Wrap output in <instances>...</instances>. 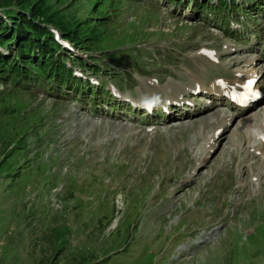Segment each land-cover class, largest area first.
Masks as SVG:
<instances>
[{
  "label": "rangeland",
  "instance_id": "rangeland-1",
  "mask_svg": "<svg viewBox=\"0 0 264 264\" xmlns=\"http://www.w3.org/2000/svg\"><path fill=\"white\" fill-rule=\"evenodd\" d=\"M30 1L35 8L46 4L44 11L57 17L61 11L74 8L66 20L77 25L80 38L90 36L88 40L96 45L87 43L88 48L104 51L127 46L146 49L138 45L146 42L148 51L158 50L169 56L177 46L187 50L192 63L186 38L205 31V26L189 21L193 8L175 6L170 0H159L168 11L167 18L158 8L152 12L143 9L136 18L124 7L117 15V6L102 4V0ZM4 9L19 10L15 1L11 7H1ZM245 12L229 16L231 35L219 33L224 35L222 40H214L221 53L224 43L238 49L231 55L262 52L264 14L250 9ZM109 17L111 26L102 23ZM35 22L48 25L41 18ZM0 52L7 54V49ZM73 54L94 65L92 59L82 57L84 53ZM99 54L117 55L114 51ZM145 57L152 58L151 54ZM151 60L153 66L159 62L157 58ZM107 74L106 79L97 76L99 85L106 86L100 89L95 103L109 102L110 84H118L116 75ZM77 79L80 86L85 81L90 84L88 78ZM14 81L11 75L0 78V264H264V175L251 181L256 167L264 166V161L258 151L248 153L239 146L249 122L246 119H258L264 109L249 113L250 109L233 117L224 132L213 137L216 110L212 106L206 113L182 107L178 112L192 117L190 120L180 118L172 128L162 121L151 133L146 132L144 116L140 120L139 114L123 106L108 119L112 124L101 127L104 135L101 128L82 133V139L104 138L103 143L116 135L112 144H104L98 156L87 160L81 155L84 147L60 143L63 121H59L69 118L64 120L69 129L81 130L86 118L101 120L88 114L86 97L76 99L69 90L55 96L46 82L34 85L20 81L28 95L18 90ZM92 86L96 90L97 86ZM128 91L121 90L120 98L131 96ZM106 110L116 112L112 105H106ZM206 123L210 128L198 135ZM235 129H240L236 143L231 140ZM51 137L54 142L50 145ZM211 137L213 144L206 145ZM49 145L60 148L59 159L57 151L47 150ZM109 150L113 158L107 159ZM64 158L73 165L63 164ZM104 158L106 162L102 163ZM227 181L229 186L222 197ZM240 203L248 204L240 208ZM222 205L220 221L211 222L210 211ZM186 222H198L195 226L204 228L201 222L206 228L196 227L192 232L194 225ZM171 231L183 237L177 240L179 245ZM183 252L185 256H181Z\"/></svg>",
  "mask_w": 264,
  "mask_h": 264
},
{
  "label": "trees",
  "instance_id": "trees-1",
  "mask_svg": "<svg viewBox=\"0 0 264 264\" xmlns=\"http://www.w3.org/2000/svg\"><path fill=\"white\" fill-rule=\"evenodd\" d=\"M16 2L17 7L19 10L16 9H4L1 10L3 6H12V2ZM39 1V0H38ZM36 1L37 3H39ZM36 7V4L31 3L30 0H0V46L2 47H12L16 46L17 51L20 55L27 50L28 46L32 42L40 43L41 39H44L48 36L49 32L46 29H43L40 25L35 22L36 18H44V21L48 24L49 22L56 21L60 24V27H63L64 33L69 38H74L75 41L82 40L85 41L87 38H79L78 36V27L70 20H66L67 16L74 10V8L70 9V12H63L61 11L60 15L52 16L49 14V11H44L46 4H40ZM21 9V10H20ZM51 15V16H50ZM2 16L6 19L4 21ZM53 23V22H52ZM73 29V30H72ZM31 30V31H29ZM31 40V41H28ZM40 40V41H39ZM0 58L2 55L0 54ZM20 63H24V58ZM0 59V69L7 68V71L13 73L14 76L19 77V69L17 66H14L15 63L14 59L9 61H5V64L2 63Z\"/></svg>",
  "mask_w": 264,
  "mask_h": 264
},
{
  "label": "bare ground",
  "instance_id": "bare-ground-1",
  "mask_svg": "<svg viewBox=\"0 0 264 264\" xmlns=\"http://www.w3.org/2000/svg\"><path fill=\"white\" fill-rule=\"evenodd\" d=\"M234 73H235V76L234 77H232L231 79L225 80V82L227 81L226 82L227 83V86H231V85H234V84H239L244 79H246L248 77V75H249V73H247V72H241L239 70H235ZM192 82H195L196 84L191 87V90H195L197 85H199V86H205L203 83L200 84L197 81L196 78H194L192 80ZM210 86L214 90V92L217 93V94H219V95H222V94H224L225 91H227V89H220L218 83H216V82H213ZM131 87H132V84H125L123 86V88H127V89H129ZM180 87L181 86L179 84H175V83H172L171 85L170 84H166V85H163V86H161L159 84H157V85L151 84V86L148 87L147 92L146 91H140L139 94H137L136 98L141 100V101H138L140 104H137V105L138 106H143V105L149 104L150 101H154V99L157 98V97L154 96V95H152V93H155V94H163L166 97V99L169 98V97H180V96H182V93H185V94L187 93V91L185 89H181L182 87L181 88ZM201 89H202V87H201ZM130 100H131V102H136L134 100L132 101V99H130ZM117 107H118V104H117ZM149 114L150 113H148V115ZM95 117H102L103 118V121L105 122V124L106 123L112 124V122L109 121L106 118L107 115H106V112L105 111H100L99 113L95 114ZM64 120H68V119L67 118H64ZM226 121L227 120L224 118L223 121L219 123L220 126L223 123H225ZM252 121L253 120H248V118H247L246 119V122H248V123L245 126L251 124ZM244 122H245V120H244ZM201 127H202V129H199L198 130V135H202L203 134V132H202L203 129L206 130V129H209L210 128L207 123L206 124H203ZM128 130L130 131V129H128ZM239 130L240 129H235L234 130V132H233V135L234 136L231 137L232 142H235V143L237 142V137H238V131ZM242 131H243V129H242ZM251 132L254 135H258L259 137L264 135V113H263V119H262L261 125H254L252 127V129H251ZM193 136H194V134H193ZM210 139H212V137ZM261 151H262V154L264 155V143L261 145ZM260 171H261V169H259L258 175L260 174Z\"/></svg>",
  "mask_w": 264,
  "mask_h": 264
}]
</instances>
